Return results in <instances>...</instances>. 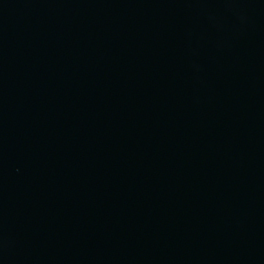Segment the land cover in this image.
I'll return each instance as SVG.
<instances>
[{
	"label": "water",
	"instance_id": "obj_1",
	"mask_svg": "<svg viewBox=\"0 0 264 264\" xmlns=\"http://www.w3.org/2000/svg\"><path fill=\"white\" fill-rule=\"evenodd\" d=\"M0 264H264V0H0Z\"/></svg>",
	"mask_w": 264,
	"mask_h": 264
}]
</instances>
